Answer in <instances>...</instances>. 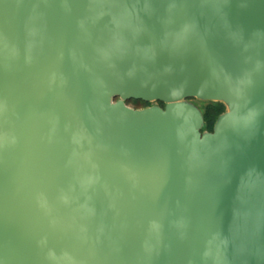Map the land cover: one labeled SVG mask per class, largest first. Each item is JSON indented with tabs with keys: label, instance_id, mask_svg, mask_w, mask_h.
<instances>
[{
	"label": "water",
	"instance_id": "obj_1",
	"mask_svg": "<svg viewBox=\"0 0 264 264\" xmlns=\"http://www.w3.org/2000/svg\"><path fill=\"white\" fill-rule=\"evenodd\" d=\"M128 2L133 9L112 16L96 0H0V82L43 120L38 149L50 153L48 174L72 221L69 231L1 188L0 264H66L68 253L71 264H85L83 254L94 264H137L105 234L99 210L137 238L148 218L163 264H264V0ZM145 90L147 101L202 96L230 110L213 132L192 136L157 121L151 107L125 103ZM27 133L11 136V159L34 167L39 137ZM229 156L251 181L227 210L207 174ZM18 217L32 225L42 257L29 231L20 237Z\"/></svg>",
	"mask_w": 264,
	"mask_h": 264
},
{
	"label": "rangeland",
	"instance_id": "obj_2",
	"mask_svg": "<svg viewBox=\"0 0 264 264\" xmlns=\"http://www.w3.org/2000/svg\"><path fill=\"white\" fill-rule=\"evenodd\" d=\"M96 1H100V3H98L99 5L108 8L109 14L112 16L120 15L125 9H133L131 7L133 2H128V0ZM166 58V60L164 58L162 59V63L164 64L162 67L164 68L165 66V69L162 72L163 76H161L165 82L168 79L171 64V60H168V57ZM21 68L24 69L23 67ZM11 88L12 87H10V85H5L0 82V137L3 139L5 138L6 141V143L0 147V189L3 188L4 190L13 194V198H15L14 201H16V203H23L30 207H35V210L39 211V213H42L45 218L62 221L61 225L66 224L67 226H65V228L68 227V230L70 231L72 230V225H70L72 221L69 218H65V216L62 217L63 214L69 212L70 210L68 208V202L66 203L62 190L57 186L54 179H52V174H48V172L52 169L53 164L49 160L50 153L46 151L44 144L42 149H38L39 145H37V141H40V139H43L41 137L45 136V134L41 133L43 130L37 128L40 123L42 124L43 120L39 118L38 114L33 113L31 109L22 107L25 101H23L21 97H10L8 91L11 90ZM189 91L190 90H188V92ZM140 95L141 99H134L149 102L150 105L147 107L153 108L149 112L150 116L155 118L160 123L172 127L173 130H182L184 133L192 136H204L205 131L203 130L205 125L201 105L206 101H204L202 96L197 98L189 96L185 99L186 104L184 105H169L165 99L170 98L171 95L158 93L157 95H154L156 97V100L154 101H147L146 98H150L152 96L151 93L146 90ZM119 99L120 96H117L114 101L117 102ZM125 103L134 109H143L146 107L144 104L135 102L132 99L125 100ZM23 129H26V133L27 131H31V133L35 132L39 137L36 138V142L34 143L35 148L39 150V154H34V158L40 163L34 167L21 165L16 163L18 160L16 161L11 159V136H17V133H19L21 130L23 131ZM29 134L30 133H27V135ZM41 141L50 143V139ZM14 148L15 146H13V149ZM15 152H17V149L13 153ZM228 159V161H230L229 163L225 164L222 160L219 164L217 158L214 163L216 165L219 164L218 169L208 173L207 178L211 184L215 198L220 206L223 204L224 200L227 199V201H230V204H227L225 209L230 210V208L235 207L237 204H240L241 201H243V192L240 189L242 187L241 183L244 181L243 184L247 188L251 181V177L250 174L247 173L246 169H244L243 174H245V176L248 175V178L243 179V177H240V161L238 164V162L236 163V160L234 162L230 156ZM81 183H84V180H82ZM109 191L113 190L110 189ZM91 202L93 203L94 207L96 203L93 201V196H91ZM2 204H6V202ZM135 204L134 207L138 208V203L136 204L137 206ZM127 209H129V207ZM60 210H62V215H60ZM99 211V213L102 215L100 216L102 217L105 225L103 228L105 234L110 238L118 239L123 252L126 254L130 253L135 259L138 260L137 264H163L160 253V241L157 231L153 226V223L148 218H144L142 225L138 227L137 231H139V237L137 238L135 235L134 237H131L127 233L121 232L118 227H112L110 221H108L106 211ZM125 212L127 213L128 211ZM7 219H9L8 216ZM18 220L19 222L16 223L15 227L18 228L20 237L22 238L23 235L25 238H27V231H29V235L31 236V239H33L31 243L33 245L34 242L37 243L35 237H33V232L35 230H33L32 225H30L27 219L21 220V218L18 217ZM47 227L49 228L48 225H46L44 228ZM52 228H54V225H51V229ZM67 233L68 235L66 238L68 242L74 244L76 242L75 237L70 232ZM162 236L164 242L167 244V236L164 235V233ZM39 245L40 244L37 243L34 246L37 250L36 252H39L40 256L42 257L43 253L40 251ZM8 248L9 246L7 247V250ZM79 253L83 254V251L80 249ZM68 255L69 253L67 256L64 255L65 262L66 264H71ZM83 255L85 258H87L85 264H94L85 254ZM39 264H43V262H40Z\"/></svg>",
	"mask_w": 264,
	"mask_h": 264
},
{
	"label": "trees",
	"instance_id": "obj_3",
	"mask_svg": "<svg viewBox=\"0 0 264 264\" xmlns=\"http://www.w3.org/2000/svg\"><path fill=\"white\" fill-rule=\"evenodd\" d=\"M132 100L135 102H140L146 107L150 105L149 102H145L143 100ZM201 109L205 125L203 131L213 132L217 121L226 112V105L223 102L206 101L201 105Z\"/></svg>",
	"mask_w": 264,
	"mask_h": 264
},
{
	"label": "crops",
	"instance_id": "obj_4",
	"mask_svg": "<svg viewBox=\"0 0 264 264\" xmlns=\"http://www.w3.org/2000/svg\"><path fill=\"white\" fill-rule=\"evenodd\" d=\"M216 102V101H215ZM218 102H222V101H218ZM225 105H226V111H229L230 109H229V106L225 103V102H223ZM146 108V107H145Z\"/></svg>",
	"mask_w": 264,
	"mask_h": 264
},
{
	"label": "bare ground",
	"instance_id": "obj_5",
	"mask_svg": "<svg viewBox=\"0 0 264 264\" xmlns=\"http://www.w3.org/2000/svg\"><path fill=\"white\" fill-rule=\"evenodd\" d=\"M183 249H184V251H185V253H186V250H187V249H186V247H185V245H184V244H183ZM185 260H186V259H185Z\"/></svg>",
	"mask_w": 264,
	"mask_h": 264
}]
</instances>
